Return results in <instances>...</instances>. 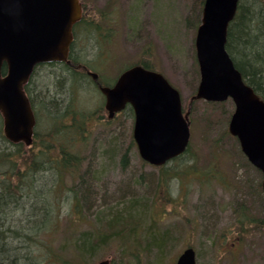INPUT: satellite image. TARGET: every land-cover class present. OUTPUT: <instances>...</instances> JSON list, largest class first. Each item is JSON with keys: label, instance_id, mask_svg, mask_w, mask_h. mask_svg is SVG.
Here are the masks:
<instances>
[{"label": "rangeland", "instance_id": "obj_1", "mask_svg": "<svg viewBox=\"0 0 264 264\" xmlns=\"http://www.w3.org/2000/svg\"><path fill=\"white\" fill-rule=\"evenodd\" d=\"M81 1L85 19L97 21L102 11L110 18L103 22L98 35L107 36L105 42L98 41L96 34L90 41L88 36L81 41L84 34L77 31L76 50L85 58L88 64L84 65L90 72L99 74L104 84V80L112 82L132 65L147 63L179 90L187 111L200 82L195 38L203 13L202 0ZM111 11L114 16H110ZM41 74L42 69L36 68V76ZM79 85L71 91L68 104L76 108L77 116L68 113L60 116L66 109L52 114L49 107L36 100L34 104L40 109L36 149L44 137L42 134L55 123L60 126L65 120L71 122L75 116L79 129H89L86 136L89 141L74 147L83 159L77 174L64 176L62 182L49 175L45 188L60 183L56 208L59 215L53 241L55 248L65 245L62 254L69 261L66 264H98L105 259H110L111 264H175L189 247L196 251L197 264H264V228L254 229L239 240L234 225L233 209L240 213L241 207L264 221V192L261 171L247 160L238 139L229 132L235 110L233 101L201 100L193 104L189 156L195 164L198 180L170 177L172 179L166 181L167 188L166 183H162L173 198L168 200L159 183L160 167L145 163L134 140L132 144L134 119L130 113L122 112L117 119L108 122L104 96L97 83L87 76ZM32 88L30 83V93L34 96ZM52 115L59 118L54 121ZM113 146L118 150L115 158L109 157ZM123 155L127 156L125 164ZM163 168L169 175L170 170H184L181 161L176 160ZM205 173H211L208 179L203 178ZM201 180L205 182L203 186ZM85 183L91 186L93 194L84 200L81 187ZM74 194L80 198L79 208ZM137 196L147 202L146 224L142 228L151 230L153 239L165 231L171 235L162 253L153 242L147 246L148 240L142 233H135L134 240H129L131 249L112 238L114 231L132 237L129 232L133 227L122 228L115 218L120 216V204ZM30 209L27 207V213H31ZM18 215L14 214L13 219L24 220ZM97 230L108 233L107 245L94 240ZM91 232L95 249L86 247L83 257H78L75 246L85 233Z\"/></svg>", "mask_w": 264, "mask_h": 264}, {"label": "water", "instance_id": "obj_2", "mask_svg": "<svg viewBox=\"0 0 264 264\" xmlns=\"http://www.w3.org/2000/svg\"><path fill=\"white\" fill-rule=\"evenodd\" d=\"M5 2L0 0V113L6 138L30 146L36 120L24 86L39 64L71 63L72 30L82 18V6L79 0H19L18 7ZM238 4L239 0H205L195 40L200 83L192 101L233 100L229 132L262 172L264 190V100L245 83L227 50ZM88 73L97 80L96 74ZM99 88L110 118L127 105L132 107L133 138L143 161L162 166L186 151L190 110L183 113L179 91L161 73L136 65L112 87ZM176 264H197L195 250L185 249Z\"/></svg>", "mask_w": 264, "mask_h": 264}, {"label": "trees", "instance_id": "obj_3", "mask_svg": "<svg viewBox=\"0 0 264 264\" xmlns=\"http://www.w3.org/2000/svg\"><path fill=\"white\" fill-rule=\"evenodd\" d=\"M203 3L204 0L201 1L200 6ZM114 15V12L110 14V16ZM108 16V13L102 11L101 17L97 21L83 18L78 29L80 34H84L81 41L87 36L90 41L92 35L96 34L98 41L105 42L107 36L99 37L98 35L102 32L103 22L110 20ZM78 37L77 34V39L71 49L72 62L76 65L88 64L76 50ZM227 50L245 82L264 100V0H240L237 15L228 29ZM140 64L147 69H153L147 63L141 62ZM39 67L43 74L37 77L35 69L31 77L33 81L30 80L25 87L37 119H39L40 109L39 107L35 108V100L42 106L49 107L52 114L66 109L60 116L66 113L77 116L76 108L68 106L72 96L71 91L80 86L79 84L88 75L65 63L41 64L37 70ZM36 77L38 81L35 82L34 78ZM30 83L33 84L32 93L34 96L30 93ZM104 84L108 86L109 82L104 80ZM129 113L132 116L130 111ZM51 118L55 121L59 117L52 115ZM77 121V117L74 116L71 122L65 120L60 126L55 123L52 125V129H46V132L44 129L45 134H42L44 137L37 149L34 144L36 143L35 139L38 138L37 131L40 129H35L33 147L27 148L22 143L9 142L3 134L2 125H0V264H66L69 262L62 254L65 245L57 246V250L53 241L59 215L56 208L61 192L58 191L60 183H55L46 190L45 188L49 175L54 180L59 178L62 182L64 176L68 174L74 177L83 163L82 156L74 151V147L79 144L84 145L89 141V137L86 138L89 129H79ZM108 122L111 121L108 120ZM39 125L40 123L37 127ZM189 149L190 147L182 156L175 159L181 161L184 170L180 172L170 170L171 175H169L168 171L160 167L161 180L159 183L168 200L173 198H171L170 192L165 191L162 186V183H166L167 179V183L172 178L198 180L196 177L198 172H196L195 164L191 162L193 159L189 156ZM117 151L113 146L109 157L115 158ZM126 157V155L122 156L123 164L126 162ZM209 175L211 173H205L203 178L208 179ZM188 176L189 178L186 179ZM137 181L141 182L142 180L138 179ZM204 183L201 180L200 185L203 186ZM81 188L84 200L92 196L91 186L89 187L85 183ZM74 199L76 207L79 208L81 203L77 194H74ZM146 205L147 202L139 199L138 196L121 203L120 216L115 218L116 224L122 228L133 227L136 232L133 229L130 230L129 233L132 234V237H129L128 234L124 235L113 230L115 233L112 238L131 249L129 240H134L135 233H142L143 237L148 240L147 246L153 242L158 249H161L162 253L168 245L171 235L165 231L164 234L157 235L156 239H153L152 231L142 228L146 224ZM27 207H31V213H27ZM252 213L249 210L245 211L243 207H241L240 213L233 209L234 225L236 224L239 240H242L244 234L248 235L254 229L264 228V221H259ZM14 214H19L17 217L22 216L24 220H14ZM94 234V240L102 242L103 245L108 244V233L97 230ZM85 236L81 237V242L75 246L79 252V254L77 253L78 257H83L86 247L89 250L95 249L93 233H85ZM134 252L131 254L133 255Z\"/></svg>", "mask_w": 264, "mask_h": 264}, {"label": "flooded vegetation", "instance_id": "obj_4", "mask_svg": "<svg viewBox=\"0 0 264 264\" xmlns=\"http://www.w3.org/2000/svg\"><path fill=\"white\" fill-rule=\"evenodd\" d=\"M83 9H84V5H83ZM83 20V19H82ZM81 20V21H82ZM81 21L80 22H78L75 26H74V28H73V36H74V40H73V43H72V45H71V49L73 48V46H74V41L76 40V35L78 34V33H76L77 31H78V29H79V27H80V23H81ZM76 49H77V47H76ZM76 53H78V52H76ZM70 54H71V52H70ZM72 54L70 55V57H69V60H71V64H67V63H65V64H67V65H70L71 67H73L74 69H76V70H82L83 72L85 71V72H87V74H88V76L89 77H91V79H93L94 81H95V83H97V85H99V83L100 84H102V82H101V79H100V76H99V74H98V78H97V80H95L91 75H89V73L88 72H90V70L85 66V65H81V64H74L73 62H72ZM92 73V72H91ZM113 83H111V84H109V86L111 87V85H112ZM113 86V85H112ZM106 111V110H105ZM131 112V114H132V116L134 115V111H133V109H132V107L131 106H127L123 111H121V112H118V113H116L109 121H113L114 119H117L118 118V116H119V114L120 113H125V112Z\"/></svg>", "mask_w": 264, "mask_h": 264}, {"label": "clouds", "instance_id": "obj_5", "mask_svg": "<svg viewBox=\"0 0 264 264\" xmlns=\"http://www.w3.org/2000/svg\"><path fill=\"white\" fill-rule=\"evenodd\" d=\"M5 3L7 4L8 7H13V6L18 7L19 0H7V2Z\"/></svg>", "mask_w": 264, "mask_h": 264}]
</instances>
